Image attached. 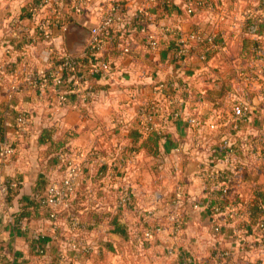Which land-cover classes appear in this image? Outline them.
<instances>
[{
    "label": "crops",
    "instance_id": "1",
    "mask_svg": "<svg viewBox=\"0 0 264 264\" xmlns=\"http://www.w3.org/2000/svg\"><path fill=\"white\" fill-rule=\"evenodd\" d=\"M38 1L0 0V68L26 75L51 67L37 29L48 14L37 8ZM118 1L132 4L83 0L82 11L76 12L65 0L58 12L61 22L50 25L54 45L72 54L81 52L90 28ZM188 1L194 0H173L166 12L152 5L139 19L145 32L158 40L156 50L146 47L143 32L128 35L116 23L91 57L98 72L86 83L68 81L72 91L61 105L50 87L36 88L25 81L8 95L6 77L0 86V113L8 117L6 136L12 134L13 116L20 113L28 117L29 127L14 137V153L0 163L3 177L18 181L9 201L0 196V264H44L55 258L59 240L47 219L32 225L47 235L46 258L30 252L22 223L13 229L6 225L39 177L48 181L62 175L60 163H48L58 143L64 144L59 151L65 157L80 164L78 183L90 185L101 171L98 182L87 189L85 213L113 212L117 190L132 195L116 218L125 234L102 218L88 236L97 234L91 239L107 240V246L76 254L69 264H182V255L166 254L171 242L181 246L193 264H219L207 247L235 243L231 239L238 221L229 219L224 207L218 212L208 207L210 191L219 189L221 181L208 187L205 178L215 179L223 171L231 180L228 195L237 196L229 206L240 214V255L244 264H264V53L260 58L246 54L243 44L244 35L253 36L245 19H264V3L207 0L211 8L199 7L189 15L184 10ZM177 29L213 35L219 43L203 57V47L192 42L187 56L178 58L172 36ZM259 39L264 42V36ZM127 45L130 53L122 54ZM83 61L88 67L87 59ZM151 131L156 147L148 137ZM216 222L219 232L213 233ZM178 223V234L172 236ZM146 230L153 231L152 238L140 245L137 239ZM235 253L226 252L224 260H232Z\"/></svg>",
    "mask_w": 264,
    "mask_h": 264
},
{
    "label": "built area",
    "instance_id": "2",
    "mask_svg": "<svg viewBox=\"0 0 264 264\" xmlns=\"http://www.w3.org/2000/svg\"><path fill=\"white\" fill-rule=\"evenodd\" d=\"M69 1L71 10L76 12L82 11L83 0ZM64 3L65 0L38 1L37 8L46 10L48 14V17L38 22L37 29L45 43L43 52L45 53L51 67L48 69H39L34 72L29 71L26 75H20L16 70L6 71L4 68H0V86L4 84L6 77H8V83L5 85L7 87L8 95L17 91L21 82L25 81L32 87L42 88L50 84L48 83L50 78L52 89L56 91V103L61 105L67 99L66 94H69L72 91V88L68 89L66 87L68 81L72 80L77 84L80 81L86 83L95 72H98L99 69H97L96 66L91 65V57L96 54L101 45L103 35H109L111 30L117 25L116 23H118L117 27L124 29L128 35H132L137 31L145 33L144 25L139 23V19L142 18L147 11V8L153 5L156 7L158 6L160 10H163V5H171L173 0H132L130 6L127 5L126 1L111 3L109 7L105 9L99 21L90 28L89 36L82 51L76 54L57 48L54 45V37H52L51 34L50 25L58 19L59 9L64 6ZM199 7L211 8L212 6L207 0L188 1L184 4V10L189 15ZM172 36L175 40V55L178 56V58H184L187 56L192 42L199 43L204 39V36L200 31L181 32L179 29L174 30ZM144 38L145 45L149 50L158 49L159 42H157L154 36L147 34L144 35ZM207 39L212 43L213 35H209ZM120 52L127 55L130 53V47L128 45L123 46L120 49ZM83 58H86L89 62L88 67H85ZM105 69L108 73L112 72V67L110 65H107ZM64 71L68 73L66 78L63 77ZM148 107L150 108L151 106ZM242 108L244 111L248 110L246 105L242 106ZM28 127V117L23 113L16 115L13 132L17 135H21L28 130ZM13 153L14 146L10 142H0V163H3ZM60 160L64 164L63 173L58 178L48 180L45 190L47 200L53 206L67 205L66 199L74 191L78 176L83 173L80 164L75 159L67 158L63 155ZM224 184L225 182H221V186ZM14 185L15 183H11V186ZM7 188L6 180L2 173H0V196L4 197L6 195ZM222 191H225L224 187L222 188ZM127 194L128 193L125 192L119 197L116 206L128 203L130 198ZM218 211V209H214V212ZM228 211L231 213V209L228 208ZM230 215L231 214H229V216ZM48 221L51 230L53 231L58 226L63 225L67 229V233L70 234V237L59 240L57 257L45 261L44 264H69L71 258L68 256L67 250L80 248L83 253H87L89 250L96 247V239L88 238L87 240H83L80 238V241L77 240L76 236L80 233L82 225L74 216H70L69 223L65 224L64 222L59 221L56 214L53 212L50 214ZM259 225H262V223H259ZM219 226L218 223H215L212 228L214 231L218 232ZM152 233V230L142 232V235L137 239L138 242L141 244L144 240H150L152 238ZM41 234V230L34 228L32 239L35 241L39 240L40 237H42ZM81 241H85V245H78ZM34 246V249L38 252L41 258L47 257L45 242ZM191 262V259L187 258L185 264H190ZM14 264L21 263L20 261H16Z\"/></svg>",
    "mask_w": 264,
    "mask_h": 264
},
{
    "label": "trees",
    "instance_id": "3",
    "mask_svg": "<svg viewBox=\"0 0 264 264\" xmlns=\"http://www.w3.org/2000/svg\"><path fill=\"white\" fill-rule=\"evenodd\" d=\"M264 3V0H260V2ZM170 4H165L163 5L165 12L167 10L168 7H170ZM58 22H61L60 19H57ZM245 22V26L246 28H248L249 30V34H252L253 36H249V35H244V39H243V44H244V53L246 54H255L256 57L260 58L263 56L264 53V42L260 41V37L264 36V19H259L256 20V18L251 19V17H247ZM251 27H254L251 31ZM204 36V39L197 43V45L202 46L203 47V57H206L207 53L212 49V45L213 44H218L219 41L217 40V37H213V41L212 43L207 39L209 36ZM86 44V43H85ZM248 47V48H247ZM247 48V49H245ZM84 59V58H83ZM250 69H245L244 71H247ZM68 75V73L66 71L63 72V77L66 78V76ZM48 83H50L48 85V87H50V89L52 90L53 93H55L56 91H54V89H52V83H51V79L49 78ZM66 96H68V94H66ZM152 109V108H151ZM15 117L13 116V123L15 122ZM8 117L2 115L0 113V142L1 141H8L10 142L14 148H15V138L16 136H21V135H17L15 134L14 131V124H13V131L11 136L7 137L6 133L8 130V127L5 124V121L7 120ZM150 136V137H149ZM155 136V132H150V135H148V137L152 140V142L154 143V147H156V143H157V138L154 137ZM58 143L57 147H56V151L53 155L50 156L48 163L51 165H53L54 163H60L61 168H64V164L62 163V161L60 160L61 156L65 155V152L63 151H59L60 148H62V146L64 144H60ZM157 151L155 149L152 148V153L155 154ZM11 156V155H10ZM98 176L95 177V180H93V178L91 179V183L90 185H92L93 182H98V179L101 175V171L100 173H97ZM5 178V177H4ZM6 180V184H7V193L4 196V200L5 201H9L11 199V197L14 195L15 193V188L17 187L18 181L16 179H11V178H5ZM225 182V184L223 186L220 185L219 189H212L210 191V194L208 197V207L211 210L214 209H218L220 210L221 208H226L228 209V205L235 203V201L237 200V196L233 195V196H229L228 192L230 190V181L229 177H227V172L223 171L221 173H219L217 175V177L215 179L210 178L209 176H207L205 178V183L208 187H210L211 185L217 183V182ZM11 183H15L14 186H11ZM47 183L48 181H46L44 179V177H39L34 185L32 194H30L29 196L24 197L21 200V203L18 207V209L16 211H14L11 214V220L9 223H7L6 226H8L9 228L13 229L16 225H19L20 223L23 224V236L26 238V240L28 241V245L30 247V252L34 253L36 256H38L39 258L40 255L38 254V252L34 249V245L36 244H42L45 242V237L47 235H45V233L41 234L42 237H40L39 240H33L32 239V233L34 231L33 228V224L36 220L38 219H49L50 218V214L51 213H55L56 217L59 219V221L64 222L65 224L69 223V217L70 216H74L76 219H78L79 223L82 225V227L80 228V233L82 234V239L83 240H87V238H89L90 236L89 233L92 230H97V226L100 225V221L102 218H105L106 222L109 223L113 229L118 232L121 235H124V231L123 228L121 227V225H119L118 221H117V215L119 214V212L121 211V209L127 207L131 202H132V195L131 193H129L126 190H117L115 193V202H114V206H113V212H99L96 210H90L87 211L85 213L84 210V202L86 201V199L89 197L87 196V189L90 188V185H85L83 186V184L81 182L78 183V180L76 181V185H75V189L72 192V194H70L67 199V205L66 206H53L52 204H50L47 200L46 197V187H47ZM78 183V184H77ZM224 187L225 191H222V188ZM97 189V188H96ZM96 192V190H95ZM128 193L127 195L129 196V201L127 204H122L120 206H116V202L119 200V197L123 194V193ZM255 195H260V193L258 191L254 192ZM109 194H111V191H109ZM255 199L256 197H254L252 199V207H255ZM251 202V200H250ZM253 214V212H252ZM97 222H99L98 224H96ZM262 222V221H260ZM259 222V223H260ZM52 235L54 236L55 239L57 240H63L66 239L67 237H70V234L67 233V229L63 226L60 225L58 226L54 231L52 230ZM62 232H66L65 236H62ZM78 234V235H79ZM92 237H96L97 234L93 233ZM142 235V232L140 233L139 237ZM97 238V237H96ZM76 239V238H75ZM100 239V238H99ZM147 240H144L142 242V244H144ZM107 240L103 241L102 239H100V241L97 240L96 243V247L92 248L91 250H89L86 254H91L93 252L94 249H98L100 248L102 245L107 246L106 245ZM81 245H85V241H81L80 242ZM59 249V246H58ZM76 249H69L67 250L68 256L72 259L76 254L82 253L81 250H78L79 252L74 251ZM58 251L56 250L55 253V257H57L58 255ZM183 261V260H182ZM11 264H14V262H10ZM183 263V262H182ZM193 264V263H190Z\"/></svg>",
    "mask_w": 264,
    "mask_h": 264
},
{
    "label": "rangeland",
    "instance_id": "4",
    "mask_svg": "<svg viewBox=\"0 0 264 264\" xmlns=\"http://www.w3.org/2000/svg\"><path fill=\"white\" fill-rule=\"evenodd\" d=\"M147 34H149V33H147V32L144 33V35H147ZM152 36H154V35H152ZM157 42H158V40H157ZM228 208L231 209L229 205H228ZM235 211H237V210H235ZM235 211H233L231 209V213L230 212L226 213V214H228V218L229 219L238 221V222L235 223L237 225L236 233L232 234L233 238L231 239L235 243L232 242V243H229L227 245H225V244H211V245H208V247H207L208 248V252H212L213 255L215 257H217L219 264H244V255H240V252H244V240L241 241L242 239H244V233H243V238L242 239L241 238H236L238 233H241V232H237V231L240 230L239 227H241V221L239 219V215L240 214H238V211L237 212H235ZM229 214H231V215L229 216ZM258 225H259V223H258ZM175 230L176 231L172 233V236H176L178 234L177 231L179 230V223L177 224ZM212 232L215 233L216 231H214V229L212 228ZM65 233L66 232H62V236H65ZM82 236H83L82 234H79L78 236H76L77 240L80 241V238H82ZM91 237H92V234H91ZM91 237H89V238H91ZM147 241H149V240H147ZM78 245H80V243H78ZM140 245H142V243ZM179 247H181V246H178L177 244H174V242H171V243H169L168 245L165 246L164 250L166 251L167 255H171V256H174L176 258L179 257L180 255H182L183 256L182 257L183 258V263L182 264H185L186 259L187 258L191 259V257L188 256V254L187 255L183 254L182 253V248L180 249ZM78 250H81V249L79 248V249H76L74 251L79 252ZM229 251H237V253L234 254V258L232 260L230 258H228V259L226 258L224 260L225 253L229 252ZM191 261H192V259H191ZM191 263H193V261ZM252 263H256V262L254 261ZM247 264H250V263H247Z\"/></svg>",
    "mask_w": 264,
    "mask_h": 264
}]
</instances>
